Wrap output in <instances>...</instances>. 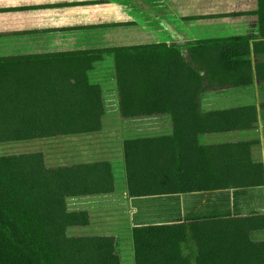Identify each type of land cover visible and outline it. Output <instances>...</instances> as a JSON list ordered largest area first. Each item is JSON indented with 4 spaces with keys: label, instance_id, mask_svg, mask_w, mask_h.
<instances>
[{
    "label": "trees",
    "instance_id": "trees-1",
    "mask_svg": "<svg viewBox=\"0 0 264 264\" xmlns=\"http://www.w3.org/2000/svg\"><path fill=\"white\" fill-rule=\"evenodd\" d=\"M259 40L197 41L186 48L143 45L113 55L121 119L167 114L169 136L122 141L127 194L147 198L264 185L257 142L200 146L198 136L251 130L256 108L202 113L198 94L264 84V0ZM93 56L0 59V144L90 134L101 129L100 88L87 80ZM264 106V105H263ZM111 165L100 160L49 167L41 152L0 155V264H120L112 236L67 237L85 227V211L65 200L110 194ZM264 214L135 226L134 264H264Z\"/></svg>",
    "mask_w": 264,
    "mask_h": 264
},
{
    "label": "crops",
    "instance_id": "crops-1",
    "mask_svg": "<svg viewBox=\"0 0 264 264\" xmlns=\"http://www.w3.org/2000/svg\"><path fill=\"white\" fill-rule=\"evenodd\" d=\"M257 12L258 0H0V59L31 57L33 60L49 55L50 60L70 58L77 61L85 54L92 58L95 56L96 59L90 62L87 80L100 88L104 105L101 129L95 133L102 130L115 133L117 127L123 126V120L118 108L114 59L112 54L106 53L108 50L162 44L186 48L197 41L244 37L250 38V60L253 65L262 60L260 55L253 54L251 46L259 40L260 35ZM260 83L253 80L251 85L245 87L201 92L198 94L200 111L206 113L250 105L256 108L258 122L262 113L260 104L264 103H258ZM161 116L152 121L150 127L143 126L144 123L140 121L147 118L127 119L125 121L130 122L127 123V131L150 133L139 137L169 136L172 133L170 118L167 114ZM252 131L256 129L200 135L198 142L200 146L238 141H255L258 144L259 140L249 135ZM119 149L117 153H121V157L116 153H106L109 159L104 161L110 163L111 169L112 165H117L119 191L132 213L125 235L118 233L116 224L111 227V231L119 236L112 237L116 240L120 264H134L131 229L135 226L232 216H214V200L239 189L130 198L126 188L122 146ZM115 192L114 185L109 195L114 197ZM114 199L92 203L90 210H86L89 218L92 211L93 220L94 217L103 219L104 214L110 215L108 210L116 207ZM154 199L161 202L156 207V215L165 220L153 221L144 215V211L154 214L155 205L151 203ZM136 203L142 209L139 216H135ZM148 207L149 210L146 209ZM176 215L181 218L169 219Z\"/></svg>",
    "mask_w": 264,
    "mask_h": 264
},
{
    "label": "rangeland",
    "instance_id": "rangeland-1",
    "mask_svg": "<svg viewBox=\"0 0 264 264\" xmlns=\"http://www.w3.org/2000/svg\"><path fill=\"white\" fill-rule=\"evenodd\" d=\"M260 93L257 96L258 103L264 102V84H259ZM264 103L260 104L262 113L256 120L254 128L256 131H252L249 135L253 136L254 139H258L259 143L252 148V157L260 161L263 165L264 170ZM260 109V111H261ZM146 120H140L144 123L143 126L150 127L153 125L152 121H156L157 118H162L161 115H155L146 117ZM123 126L117 127L115 133H110L108 130H102L95 134H79L70 136H61L57 138H48L41 140L25 141V142H13V143H1L0 144V155H11V154H22L29 152H41L44 156L45 164L49 167H59L66 166L76 163L84 162H94L100 160H108L109 157L106 153H117L121 148L122 139L127 137H139L150 133L127 131V123L124 119ZM138 123V122H136ZM106 127V126H105ZM253 128V129H254ZM216 136V135H215ZM88 152V153H85ZM89 155V157H85ZM91 157V158H90ZM113 181L116 186L117 192L115 196L112 197L109 194L87 196V197H70L65 200V210L67 212L85 211L90 210V205L98 201H107L109 199H114L116 201V207L110 211V215H103V219L94 217L93 211H89L90 218L89 224L85 227H69L66 229L65 234L67 237H77V236H94V235H104V236H115L117 238L118 234L111 231V227L118 228V233L125 235L126 226L130 224V216L132 215L131 210L126 204L124 198L120 194V184L117 180V175L119 174V169L117 165H112ZM118 196V197H117ZM152 201V200H151ZM164 201V200H163ZM214 210L212 213L214 216L220 215H232L241 216L248 214L264 213V185L259 188L252 189H239L230 191L224 194L223 198L214 200ZM154 203V214L149 211H144V215H147L151 220L157 221L164 218H159L156 211V207L160 205L161 202L158 200H153ZM150 203V204H151ZM228 203V205H226ZM148 204V202H147ZM105 207V203H103ZM108 206V205H107ZM107 208V207H106ZM136 208L135 216L142 214V209L139 204L134 205ZM151 208V207H150ZM149 210V207L146 208ZM102 210H106L102 208ZM97 212V210H96ZM88 213V212H87ZM146 216V217H147ZM181 217H173L172 219H180ZM100 222H99V221ZM165 220V219H164ZM116 222V223H113ZM256 239L264 238V233L259 232L254 234ZM119 237V236H118ZM115 239V238H114ZM116 241V240H115Z\"/></svg>",
    "mask_w": 264,
    "mask_h": 264
}]
</instances>
